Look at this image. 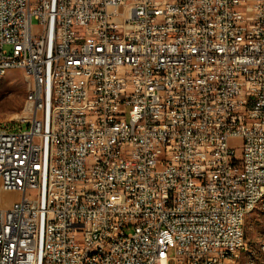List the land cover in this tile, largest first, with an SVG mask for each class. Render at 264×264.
<instances>
[{
	"label": "built area",
	"instance_id": "built-area-1",
	"mask_svg": "<svg viewBox=\"0 0 264 264\" xmlns=\"http://www.w3.org/2000/svg\"><path fill=\"white\" fill-rule=\"evenodd\" d=\"M16 69L0 264L236 262L264 197V0H0Z\"/></svg>",
	"mask_w": 264,
	"mask_h": 264
},
{
	"label": "rangeland",
	"instance_id": "rangeland-1",
	"mask_svg": "<svg viewBox=\"0 0 264 264\" xmlns=\"http://www.w3.org/2000/svg\"><path fill=\"white\" fill-rule=\"evenodd\" d=\"M29 87V78L23 70H11L0 76V125L17 123L27 115ZM21 198L18 193L0 190V207L7 209ZM244 230L245 247L232 264H264V202L247 216ZM172 256L170 252L169 257Z\"/></svg>",
	"mask_w": 264,
	"mask_h": 264
},
{
	"label": "bare ground",
	"instance_id": "bare-ground-1",
	"mask_svg": "<svg viewBox=\"0 0 264 264\" xmlns=\"http://www.w3.org/2000/svg\"><path fill=\"white\" fill-rule=\"evenodd\" d=\"M5 74L6 73H0V76H3ZM27 104L29 106L31 105V89H30V87H29L28 96H27ZM263 202H264V197H259V199H254L253 200V206L248 207L247 216L252 211H254L259 205H261ZM247 216H246V218H247ZM246 218H245V221H246ZM245 221H244V227H245ZM242 246L243 247H237L235 249V257H237L238 253H240V251H242L245 247V232H244V237H242Z\"/></svg>",
	"mask_w": 264,
	"mask_h": 264
}]
</instances>
